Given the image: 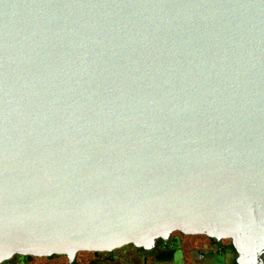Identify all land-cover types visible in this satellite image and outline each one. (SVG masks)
<instances>
[{
	"label": "water",
	"instance_id": "95a60500",
	"mask_svg": "<svg viewBox=\"0 0 264 264\" xmlns=\"http://www.w3.org/2000/svg\"><path fill=\"white\" fill-rule=\"evenodd\" d=\"M176 231L264 264V0H0V264Z\"/></svg>",
	"mask_w": 264,
	"mask_h": 264
},
{
	"label": "flooded vegetation",
	"instance_id": "af4514ba",
	"mask_svg": "<svg viewBox=\"0 0 264 264\" xmlns=\"http://www.w3.org/2000/svg\"><path fill=\"white\" fill-rule=\"evenodd\" d=\"M237 258L228 239L176 231L168 239L158 238L152 249L128 244L112 251H79L73 258L16 254L1 264H238Z\"/></svg>",
	"mask_w": 264,
	"mask_h": 264
}]
</instances>
